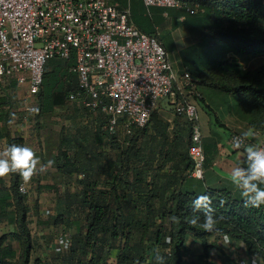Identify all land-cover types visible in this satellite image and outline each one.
I'll use <instances>...</instances> for the list:
<instances>
[{
    "label": "trees",
    "instance_id": "1",
    "mask_svg": "<svg viewBox=\"0 0 264 264\" xmlns=\"http://www.w3.org/2000/svg\"><path fill=\"white\" fill-rule=\"evenodd\" d=\"M116 1L124 4L125 0ZM198 4V10L193 13L203 22L199 26L203 29L201 32L208 33L213 42L208 45V51H213V57L210 60L206 57L200 58H203L202 69L197 67L192 73L187 68L185 70L189 72L195 84H203L211 89L235 95L238 108L246 117L247 124L264 141V64L254 70L243 72L239 69L235 58L224 59L227 52L233 55H264V1L198 0ZM137 27L142 30L140 25ZM160 41L164 47L161 39ZM45 67L44 65L41 85L36 94L35 112L38 114L49 112L53 107L62 105V99L68 100L67 94L77 88L75 76L67 68L54 67L46 71ZM10 85L13 86L10 83L9 88ZM5 99V94L0 96L2 105L7 102ZM197 103L202 104L201 98H196ZM150 120L153 128L161 135H165L167 123L156 119L154 112L151 113ZM185 123L189 133V122L185 120ZM145 127L146 125L134 129L130 138L129 135L123 138L121 144L126 145L124 149L120 147V153L123 154V165H120L123 168L122 173L127 170L130 156L137 152L135 135L144 132ZM1 135L5 137L7 147L12 143L22 142L18 135L10 136L7 130L0 133ZM188 144L189 141L187 146ZM187 146L178 156L179 161L182 162L181 173L171 172V177L166 180L167 183L157 186L153 181L148 186L141 178L132 183L127 182L130 187L134 186L131 191L136 193V202L143 207L138 215L132 211L121 212L119 203L108 204L109 201L97 194V196L90 194L79 198L78 201L81 203L78 205L82 209H87L83 217L85 230L82 234L72 237L67 233L69 238L65 248L67 257L63 259L65 264H72V259L78 257L75 254L77 250L83 256H85L84 251L88 250L90 257L87 264H157L156 252L146 261L145 252L148 248L145 242L151 243L150 246L164 248L165 251L159 252L165 258L164 264H181V252L189 235L201 242L204 257L209 247L219 249L214 242L207 243V239L212 235H222L241 242L247 254L258 257L261 264H264V206L246 207L242 197H233L228 191L221 189H176L169 191L166 197H163L166 189L171 184L177 183L191 167V160L186 152ZM60 155L65 162L61 168L57 165L59 170L71 173L74 167L69 163V159L65 158V152ZM203 155L204 165L206 161L204 150ZM9 175V186L7 188L0 186V221L7 218L16 228L0 235V264H29L32 240L26 225L27 206L24 203V193L18 191L21 176L17 173ZM143 183L146 189L143 188ZM112 187H114L112 193H116V186ZM204 194L212 198L210 206L214 210L212 215L220 218L217 229L212 232L200 227L204 219V209L194 211L193 201L198 195ZM126 197L132 198L131 195ZM156 198L159 200L158 206L153 202ZM69 208L62 211L57 209L53 224L67 222L66 219L71 216ZM157 211L160 221L168 216L167 227L155 224L154 213ZM194 216L200 218L195 226L189 222ZM132 232H135L134 236ZM164 234L168 235L169 242H162ZM114 239L120 241L119 250L115 261L107 262L100 250L103 244L110 243ZM11 242H16L17 251L13 249Z\"/></svg>",
    "mask_w": 264,
    "mask_h": 264
},
{
    "label": "rangeland",
    "instance_id": "2",
    "mask_svg": "<svg viewBox=\"0 0 264 264\" xmlns=\"http://www.w3.org/2000/svg\"><path fill=\"white\" fill-rule=\"evenodd\" d=\"M132 11L136 13L131 14L132 20L142 27L141 31L157 34L162 40L166 49L169 50V61L174 60V69L187 68L190 71H195L197 67L202 69L201 60L205 57L210 60L213 57V51H208V45L210 46L213 42L208 33L201 32L203 29L199 26L203 22L193 12L171 7L145 8L142 4L132 7ZM201 57L203 58L200 59ZM232 58H235L239 69L243 72L254 70L264 64V55H233V53L227 52L224 56L225 60ZM67 63L58 58H50L46 61L45 66L50 70L54 67L65 69ZM213 71L211 70V72ZM22 90L23 87L20 86L9 88L6 81L0 86V96L5 94L7 101L5 105L0 104V107H3V111L6 112L4 114L7 115L5 120H8L9 123L6 122V124L10 126L11 130H17L18 135H23L26 144L28 138H31L32 142L29 146L33 145L31 147L36 149L35 152L40 157L42 164L47 165L49 160L54 161L53 165L47 167L44 172H38L33 176L30 182L25 183L21 178V184L27 189V192H24V203L27 206L26 225L32 240L31 264L38 262L39 264H65L63 259L67 257L65 256L66 250L61 248V245L57 244V246L53 238L60 232L68 233L71 237L84 232L83 217L87 209H82L78 205L81 203L78 201L79 198L97 194L109 201L108 204L119 203L121 212L132 211L138 215L143 207L139 202H136V193L131 191L134 186L130 187L127 182L132 183L141 178L148 186L153 181L157 186H160V184L167 183L166 180L171 177V172L181 173L182 162L179 161L178 156L183 153L187 145V138L179 129L182 118H176L174 125L163 117L159 119L167 123L164 130L165 135H161L155 130L152 122L146 125L144 132L136 133L137 152L130 156L127 170L122 173L123 154L120 153V150L124 149L126 144H121L123 142L118 140H106L108 136H106L101 118H90L93 117L90 112H85L66 99H62V105L53 107L49 112L29 113L23 117L21 109V113H19L22 104ZM211 91L214 94V99L210 106L213 107V110L210 112L213 113L211 119L214 122V116L220 118L221 114L216 106L220 105L224 108L230 104L229 97L224 92L215 89ZM230 100L232 104H236L234 95ZM225 102L227 103L225 104ZM158 105H163L166 108V97L159 98L155 107ZM201 107L205 112L209 111L203 105ZM168 110L171 111V109ZM170 111L168 112L171 113ZM165 117L167 116L165 115ZM128 137L130 138V135ZM2 146L0 143V151H2ZM62 152H65V158H68L69 163L74 167L71 173L61 171L55 166L59 165L61 168L65 162L60 155ZM68 168L70 167L68 166ZM185 178L184 175L177 183L171 184L163 197H166L171 190H184L180 185ZM0 179L7 182L8 175ZM144 183L142 185L146 189ZM112 186H116V193H112V188H114ZM126 195H131L132 198L127 199ZM153 202L155 206H158L157 198ZM66 208H69L71 215L69 219H66L67 222L61 221L53 224L55 211L57 209L62 211ZM158 216L159 212L157 211L154 213L155 224L167 227L168 216L166 215L161 221ZM9 227L13 230L16 228L11 224ZM132 234L134 236L135 232ZM162 242H169L167 234L163 235ZM119 243V239H114L110 243L103 244L100 252L105 256L107 262L115 261ZM144 244L148 248L145 252L146 261L151 254L155 253L154 250L165 251L162 246H150L151 243L147 242ZM12 247L15 251L18 250L16 242L12 243ZM184 253L186 252L182 251L181 256L187 258H181L183 264L184 260H189L188 254L184 255ZM75 254L78 257L72 259V264H87L90 257L88 250L84 251L85 256L79 250Z\"/></svg>",
    "mask_w": 264,
    "mask_h": 264
},
{
    "label": "built area",
    "instance_id": "3",
    "mask_svg": "<svg viewBox=\"0 0 264 264\" xmlns=\"http://www.w3.org/2000/svg\"><path fill=\"white\" fill-rule=\"evenodd\" d=\"M145 8L198 10V0H140ZM50 58L68 64L76 90L67 99L103 116L110 138L130 135L148 124L157 100L169 97L175 115L189 122L187 175L201 179L203 148L195 83L189 72L175 73L159 37L141 31L130 18L129 0H0V85L24 86L21 110L34 113L43 68ZM242 134L231 132L228 137ZM249 139L245 140V144ZM264 146V141L255 142ZM242 149V148H241ZM20 193L27 189L20 183ZM68 234L54 239L61 248Z\"/></svg>",
    "mask_w": 264,
    "mask_h": 264
},
{
    "label": "crops",
    "instance_id": "4",
    "mask_svg": "<svg viewBox=\"0 0 264 264\" xmlns=\"http://www.w3.org/2000/svg\"><path fill=\"white\" fill-rule=\"evenodd\" d=\"M138 4L140 5L142 4L140 0H129V10H130L131 20H132L131 14L133 13L136 14L134 11H132V7L134 8ZM134 23L136 26H139L136 22ZM164 49L166 50L168 58H169V53H168L169 50L166 49L165 46H164ZM173 61L171 60L170 62H171V65L173 64L172 68L174 69L175 65ZM45 70L49 71L50 69L45 67ZM181 70L182 69L180 70L174 69L176 74H178V72ZM10 83L13 84V86L11 85L10 86L14 88L15 84L13 82H10ZM21 87H23V90H24V86H21ZM194 90H195V93L198 95V97L201 98L203 106H206L207 109L209 110L208 112H205V110L201 107L202 104H199V103L196 104L197 113H198V122H199L200 132L202 136V148L204 150L206 161L203 165V175L201 179H196L188 175H185L186 178L181 183L180 186L184 190L199 189V188L221 189V190L228 191L233 197H241L240 190L231 183L229 179V174H230L231 169L237 166V164L239 163L243 164V158L245 154L243 152V149H234L229 144L228 137L231 132H237L243 135L245 132L252 133L255 131L247 124L246 117L240 112L238 105H237V98L235 97V95L234 97L236 98V104L235 103L232 104L230 99H232L233 94L225 93L226 96L229 97L228 100H229L230 105L229 106L223 105L224 108L221 107L220 105L216 106L219 108L218 111H220L221 114H220V118H216V116H214V119H215L214 121L215 123H214L212 122V119H211V115L213 113L210 112L213 110L212 109L213 107L211 108L210 106L214 99V96H213L214 94H212V91H211L212 89L203 84H195ZM228 100L226 101L228 102ZM227 102H225V104ZM166 103H167L166 108H164L163 105H160V106L158 105L157 107L154 108L152 112H154L155 118L156 119L158 118L159 120V119H162L163 117L165 118L167 122H171L173 125L176 124V120H177L176 118H182V122L179 124V129L181 130L182 134H185V138H187V143H188L189 133L186 128L185 118L174 114L172 110L171 98L166 97ZM20 109L21 108H19V113H21ZM81 109L85 110L83 108ZM168 109H171V111ZM86 111L87 110H85V112ZM168 111H170L171 113H169ZM4 113L6 112L3 111V107H0V133H4L5 130H7L10 136L18 135L16 132L17 130H11L10 126L6 124V122L7 123L9 122L8 120H5V117L7 115ZM90 114L93 115V117L91 116L90 118L99 117L102 119L104 123V119L101 114L99 115L96 112L95 113L90 112ZM165 115L167 117H165ZM25 116L26 114L23 112V117ZM148 124H151V120L148 122ZM18 136L21 138V141H22L21 144H26L25 137L23 135H18ZM106 136H108V134ZM248 139L249 141L247 142V144L248 143L255 144V142L261 140L257 134L255 136L249 135ZM106 140L107 141L118 140V141L123 142V139L121 140V138L115 139V138H110L109 136L106 137ZM31 142L32 140L29 137L26 145L31 144ZM0 143L3 145L1 148L2 151L7 148L6 140L3 135L0 136ZM186 152H187V149H186ZM55 166L58 167L57 165ZM9 183H10V175H8L7 182L1 181L0 179V186H3L4 188H7L9 186ZM20 183H21V180H20ZM10 208L11 207H9V209ZM6 223H8V225H6ZM10 224L11 223L8 221L7 218H3L0 221V235L13 230L11 227H9ZM1 225H3V227H1ZM210 242H214L218 246L219 249H216L214 247H209L207 249V254L204 257L203 247H202L201 242L198 239L194 238L193 236L189 235L185 240L184 247L182 250L183 252H186L188 254V258H189V260H184V264H261V261L258 257L254 255H249L246 253L244 249V245L239 241L231 240L228 237L222 236V235H217V236L212 235L207 239V243H210ZM55 244L57 245L56 242ZM186 253H184V255ZM181 258L186 259L187 257L183 256ZM31 260L32 259L30 258L29 264H31ZM37 264H39V262ZM181 264H183V260L181 261Z\"/></svg>",
    "mask_w": 264,
    "mask_h": 264
},
{
    "label": "clouds",
    "instance_id": "5",
    "mask_svg": "<svg viewBox=\"0 0 264 264\" xmlns=\"http://www.w3.org/2000/svg\"><path fill=\"white\" fill-rule=\"evenodd\" d=\"M256 133L245 132L243 137H233L234 149H243V164L239 163L233 167L229 174L231 183L240 190L244 200V206L259 208L264 206V146L254 143L245 144V140ZM54 161L49 160L47 165L42 164L35 150L26 144L12 143L3 151H0V178L11 173H17L25 183L31 181L38 172H44L47 167L52 166ZM212 198L210 195H198L193 201L194 211L204 209V219L200 227L208 232L217 229L220 218L212 215L214 211L210 206ZM199 217L194 216L189 222L193 226L199 222ZM156 252L157 264H164V256Z\"/></svg>",
    "mask_w": 264,
    "mask_h": 264
}]
</instances>
